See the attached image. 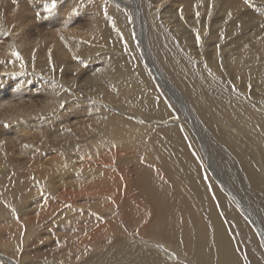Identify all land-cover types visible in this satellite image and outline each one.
<instances>
[{
    "label": "bare ground",
    "instance_id": "obj_1",
    "mask_svg": "<svg viewBox=\"0 0 264 264\" xmlns=\"http://www.w3.org/2000/svg\"><path fill=\"white\" fill-rule=\"evenodd\" d=\"M260 2L0 0V264H264V139L212 142L149 48L154 33L208 94L264 113V37L216 33ZM211 43V61L193 51Z\"/></svg>",
    "mask_w": 264,
    "mask_h": 264
},
{
    "label": "rangeland",
    "instance_id": "obj_2",
    "mask_svg": "<svg viewBox=\"0 0 264 264\" xmlns=\"http://www.w3.org/2000/svg\"><path fill=\"white\" fill-rule=\"evenodd\" d=\"M246 0H239V2H243ZM261 3V2H260ZM264 3L259 4V8L256 6L255 8L249 10V6L247 7L246 10L239 11V17L243 19H247V22L249 21L250 23L241 28L237 27H230L226 25L225 27L219 28L216 33L219 34L217 35V39L220 40L219 47L222 49L229 43H235L237 42L240 38L243 39L245 44L254 45L255 43H259L260 37H264ZM263 7H261V6ZM248 11V13L244 11ZM253 13V15H252ZM251 14V15H250ZM190 18V17H189ZM239 19V18H238ZM243 23L240 24V26ZM249 27L255 28L256 31L259 32L260 36H252L255 31L253 32V29H250ZM246 28H249L248 30H245ZM153 30V29H152ZM250 30V31H249ZM44 31H46V28H44ZM215 31V30H214ZM223 31V32H222ZM249 33H248V32ZM225 33V34H224ZM252 35H251V34ZM36 32L31 33V35L35 36ZM250 38H249V35ZM248 35V38L245 39L244 36ZM37 36V35H36ZM153 40L152 42H149V48L150 52L152 51V56L156 58V62L158 65L162 66L160 67L163 75L166 76L165 79L168 80V83L172 85L178 92H180L181 97L183 98L184 102L190 106L194 110V112H197L199 122L201 124L206 125L207 128L211 130L212 136L210 137L212 142H215L220 145L224 149H228L233 152V150L240 149L239 146L244 143V150L250 153V150H253V143L255 142L256 138H263L264 139V113L259 112L256 110L258 109L256 105L250 104L248 102H240V101H234L229 99L228 97L221 96V102L219 101V98L217 95H211V93H215L213 89L209 88L207 84H205L201 78L195 74L192 75V69L191 67L186 65L185 63H180L177 58L173 55L174 53L170 52L167 46H164L160 41L159 38L156 34L153 33ZM216 39V38H214ZM254 39V40H253ZM250 42H249V41ZM261 40V39H260ZM258 41V42H257ZM211 42V41H209ZM152 46V47H151ZM215 46L213 43L208 45V48L203 47V46H197L196 48L193 49L198 55L199 52L205 51V54L207 55V59L210 58L209 61L213 60V55L216 54L217 50L215 49ZM81 47V45L79 46ZM200 49H203L200 51ZM215 49V50H213ZM198 50V51H197ZM159 58V59H158ZM188 63V62H187ZM185 67V68H184ZM187 67V68H186ZM193 67V66H192ZM221 74V73H220ZM215 75L216 76V82L222 83L224 79V76L226 75L225 73H222V75ZM68 76V75H66ZM76 76V75H74ZM168 76V77H167ZM219 76V77H218ZM73 77V76H70ZM172 77V78H171ZM232 77V76H231ZM230 78V77H229ZM233 79V77L231 78ZM195 80V81H194ZM245 81H242V79H238L236 83H244ZM175 85V86H174ZM235 86L232 87L234 89ZM33 89H37V83L35 86L32 87ZM200 89L202 93H200ZM256 91V95L258 96L259 92L254 88ZM262 91V90H260ZM208 92H211L208 94ZM28 95V94H26ZM29 96V95H28ZM212 96V97H211ZM217 96V97H216ZM187 98V99H186ZM34 100V99H33ZM231 101V102H230ZM36 105L40 106L42 102H34ZM240 103V104H239ZM247 103V105H246ZM245 106V107H244ZM195 107V108H193ZM244 107V108H242ZM261 113V114H260ZM177 114V113H176ZM178 115V114H177ZM177 117H174V120ZM173 119V118H172ZM234 119V121H232ZM246 124V125H245ZM248 125V126H247ZM236 130V131H235ZM242 130V132H241ZM234 132H238L237 134H234ZM215 137H214V136ZM256 137V138H255ZM193 145L195 149L198 151V155L203 159L205 162L204 164L206 165V160L205 156H203V151L200 149V146L198 144V141L195 137L192 139ZM221 142V143H220ZM253 142V143H252ZM226 144V145H225ZM239 145V146H237ZM73 148V147H72ZM68 150L71 154V149ZM202 151V152H201ZM202 153V154H201ZM252 154V153H250ZM68 155V153H67ZM30 158H25V161H28ZM32 160L34 158H31ZM236 161V160H235ZM209 165L211 166V171L214 173L216 172V168L213 167L212 163L210 162V158L208 160ZM208 171V170H207ZM21 174V179L24 180V184L26 188H30L31 184L35 185L34 183H28L26 182L25 177H27L28 172L25 170ZM211 181L214 182V179L210 176ZM240 184H242L241 180H238ZM214 184L218 187V189H223L221 186ZM236 186V184H235ZM244 186V185H243ZM28 189H25L28 190ZM246 190V188H244ZM220 195H218V201L222 207V209L225 211V214H227V219L235 221L236 223H240L242 232H244L241 235H238L237 229H234L236 235L238 236V239L243 245L247 246V248H251L249 243H248V238L252 237L250 236V233L246 231L247 229L251 228L249 226V223L247 219L244 217L243 212L240 210V208L237 207V204L235 200H233L231 197L226 195V192H223ZM241 191V189L239 190ZM244 193L243 195H247L248 193L242 192L241 194ZM247 198V197H246ZM249 202V201H247ZM250 204V202L248 203ZM242 213V214H241ZM234 217V218H233ZM261 225L264 223V218L261 217L260 215L258 216ZM262 218V219H261ZM237 219V220H236ZM241 220V221H240ZM262 221V222H261ZM248 235V236H247ZM241 238V239H240ZM258 256V255H257ZM27 261H32V259H27Z\"/></svg>",
    "mask_w": 264,
    "mask_h": 264
},
{
    "label": "snow or ice",
    "instance_id": "obj_3",
    "mask_svg": "<svg viewBox=\"0 0 264 264\" xmlns=\"http://www.w3.org/2000/svg\"><path fill=\"white\" fill-rule=\"evenodd\" d=\"M55 6V0H53V7ZM197 16H199V13H197ZM197 39H199V36H197ZM16 55L18 56L19 54L16 53Z\"/></svg>",
    "mask_w": 264,
    "mask_h": 264
}]
</instances>
